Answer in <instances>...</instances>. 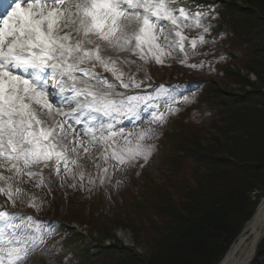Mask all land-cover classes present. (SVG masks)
<instances>
[{
  "label": "snow or ice",
  "instance_id": "snow-or-ice-1",
  "mask_svg": "<svg viewBox=\"0 0 264 264\" xmlns=\"http://www.w3.org/2000/svg\"><path fill=\"white\" fill-rule=\"evenodd\" d=\"M190 3L194 0H14L10 11L0 13V194L13 207L23 190L12 182L39 178L37 187L51 188L43 168L53 165L57 176L61 166L66 176H78L83 188L85 173L74 175V168L82 169L84 157L93 160L98 145L103 166L94 161L98 171L88 176L90 185L110 181L115 171L141 158L147 162L155 148L148 141L158 135L153 126L179 111L178 94L163 83L145 85L148 75L144 80L127 75L105 53L131 51L145 64H163L179 51L180 63L202 66L189 64L188 57L200 55L198 44L210 43L206 18L213 9L199 5L193 12ZM186 29L199 31L189 37ZM97 66L114 80L97 73ZM117 81L126 90L151 91H117ZM181 102L191 100L185 95ZM124 119L133 130L120 126ZM139 121L148 126L137 128ZM77 125L83 136L74 131ZM28 206L39 210L35 197ZM53 231L30 214L0 205V264H32L29 257Z\"/></svg>",
  "mask_w": 264,
  "mask_h": 264
},
{
  "label": "trees",
  "instance_id": "trees-1",
  "mask_svg": "<svg viewBox=\"0 0 264 264\" xmlns=\"http://www.w3.org/2000/svg\"><path fill=\"white\" fill-rule=\"evenodd\" d=\"M199 5L204 9L212 6V14L206 18L212 30L232 39L231 47H243L241 56L229 54L233 64H224L217 73L236 88L222 90L207 79L180 81L171 77L154 82L155 86L164 83L176 88L181 94L196 92V108L191 102L185 110L204 111L211 118L210 124L205 129L193 122L188 129L176 122L172 132L163 134L169 137V142L158 143L157 149L163 152L160 165L166 169V179L162 185L147 183V194L142 195V200L133 197L132 202L126 204L129 211L124 217L107 223L100 216H94L98 209L93 207L88 220L80 207L79 214L71 211L77 216L66 215L61 219L63 223L77 221L88 223L91 228L96 226V231L102 235L101 242L110 237L104 227L128 228L135 244H144L142 254L134 248L104 246L103 243L78 248L80 264H215L251 217L262 196L264 0H194L189 6L195 12ZM234 64L240 67L234 70ZM251 73L255 80H250ZM186 170L190 172L187 177L183 175ZM254 191L256 196L252 200ZM27 194L37 199L32 192ZM91 200L95 205L100 202L99 198L96 202ZM59 226L66 231L69 229L62 224ZM63 258L68 260L69 256ZM249 264H264V237Z\"/></svg>",
  "mask_w": 264,
  "mask_h": 264
},
{
  "label": "rangeland",
  "instance_id": "rangeland-1",
  "mask_svg": "<svg viewBox=\"0 0 264 264\" xmlns=\"http://www.w3.org/2000/svg\"><path fill=\"white\" fill-rule=\"evenodd\" d=\"M238 3L242 4L241 2ZM222 22L223 24H225V19ZM185 31L189 35V37H193L197 35V32L199 30L186 29ZM220 33L221 32L214 31L212 29L208 33H205V39L210 41V43L197 45L196 51L199 52L200 55H189V64H200L201 61L203 62L202 66L196 68L188 67L187 65L180 63V60L183 58V53H180L179 51L175 52L171 57H166L163 64H157L154 60H150L147 64H145L142 60H140L138 55L132 53L131 51L116 52L108 49L106 50L105 54L110 55L114 59H116L118 66L123 70L124 73H126L127 75L134 74L138 80H144L145 75L152 76L158 82L171 77V79L173 80L207 79L210 80V82L212 81L214 85L222 90H233L236 88V86L233 84H227L224 77H221V74L217 75V73L221 71L224 64H233V59L229 56V54H233L234 56H241L243 47L239 48L238 45H233V47H231L229 44L231 43L232 39L228 38L226 34ZM161 43H163L162 39ZM225 48H227L229 51L227 52ZM229 57L231 59H228ZM124 60L134 61V63H124ZM138 65L142 66L140 71H137ZM234 65H232V68L234 67V70H237L240 67L238 64ZM241 72H243V70H241ZM97 73L101 74V76L103 77H107L110 81H112L111 74L108 72H104L103 69ZM249 78L250 80L256 79V77L252 73L249 74ZM144 83L145 85L151 84L150 80H145ZM116 84L117 91H127L119 86L118 81L116 82ZM164 86L178 94V102L175 107L179 108V111L175 112L174 114H170L164 124L154 125L153 127L156 128L158 135L148 142L153 143L154 141V144L169 142V137H165L163 134L166 135L167 133L172 132L173 128L175 127L174 123L176 124V122H181L188 129L189 124L193 122L195 124L198 123L200 126H203L205 127V129H207L211 120L209 115L207 113H204V111L202 113L199 110L194 111L192 109L190 111H187L185 109L189 104L181 102L182 97L187 95L190 98L191 102H194L193 105L194 108H196L195 99L197 93L191 92L189 94L182 95L168 85L164 84ZM146 89L151 91L150 88ZM193 105L191 107H193ZM63 110L67 111L68 109L64 108ZM161 111H164L163 107H161ZM147 119L148 116H145L144 121H146ZM144 121L137 122L136 127H147L148 125ZM49 123H51V121H49ZM120 126H123L125 128V131L133 130V126L128 119H124ZM80 129L81 126H74V131L80 133L81 136H83L82 132H80ZM166 146H168V144ZM101 150L102 146L98 145L93 149V160H89L87 159V157H84L80 160L81 165H83L82 169L74 168V175L76 172H79L81 170L85 173L83 188H81L80 186L81 181L79 180V177L76 176V178L73 179V177L66 176L63 172L62 166L60 175L57 176L54 165L47 168H43V166L41 165L34 168V170L39 171L40 168H43V176L45 180H47L51 184V188H49L47 184H41L39 187H37L36 185L39 178L35 180H29L27 177H24L23 180H14L12 182L13 188L20 187L23 190L22 194L19 195L21 197H14L15 207H13L12 202L9 201L5 195L0 194V205H3V207L7 208L10 211L20 213V211L17 209L18 202H22L24 198L25 203H27L32 198L30 196L26 197V195H28L27 193H34L37 198L35 199V203L37 204L38 200L39 209L40 211H42V213H44L37 214V220L42 221L47 228L54 229L51 235L45 236L44 244L40 246L37 251L31 254V256L29 257L31 261H35L38 264H80L82 261L79 252H77L78 248L87 249L88 245L90 248H92L96 245L99 246V243H103L104 246L134 248V251L140 254L144 253V244L142 242L139 244H135L133 233L128 228L117 226L114 228H110L111 225H106L109 228H104L108 229L107 235L109 233L110 237H105L101 242L100 237H102V235H100V232L96 231V226L95 228H91L88 223L79 224L77 221H70L68 223L64 221L65 223L61 224H63L64 228L66 229L68 228L67 226H70L68 231H66L65 229H61L60 227H54V218L58 222L61 221V219H64L66 215L77 216L76 212L71 211H77L79 214L80 207H83L82 214L85 216V219L89 218L90 209H93V207L98 209L97 213L96 210L94 211V216H100L99 218L102 220H107V223L108 220H113L116 217H124V215L129 211L126 204H130L133 197H135V199L137 200H142V195L147 194L146 188L148 184L155 183L158 185H162L166 179V169L163 165H160L161 159L163 157V152H161L159 149L158 151H152L147 162H145L141 158L134 164V166L124 167L122 170L115 171L110 181H106L101 185L99 183V180L97 179L95 186L90 185L88 183V176L91 175L95 177L98 171L94 161L100 163L101 166H103V160L100 159L98 155ZM110 163L114 164V162ZM141 165L143 166L141 167ZM109 171L111 172L112 169L110 168ZM5 174L7 175L8 173ZM183 175H185L186 177L189 176V170H186ZM118 180L120 181L119 184H117ZM2 183L3 182H0V184ZM73 183H75L76 185L74 188L70 187V185H72ZM255 194L256 191L251 194L252 200H255ZM92 198L95 202L96 199L99 198V204L95 205L93 200H91ZM176 198H178L177 195ZM80 204L84 205L80 206ZM50 219L53 223V225L51 226L47 225L51 222ZM80 220L82 221L83 218L81 217ZM76 238L81 239L78 240ZM67 243H71V245H67ZM62 256H69V258L67 260L61 258Z\"/></svg>",
  "mask_w": 264,
  "mask_h": 264
},
{
  "label": "bare ground",
  "instance_id": "bare-ground-1",
  "mask_svg": "<svg viewBox=\"0 0 264 264\" xmlns=\"http://www.w3.org/2000/svg\"><path fill=\"white\" fill-rule=\"evenodd\" d=\"M264 197V192L260 199ZM259 199V200H260ZM252 219L246 221L237 236L216 264H249L254 258L257 246L264 237V200ZM32 264H38L32 261Z\"/></svg>",
  "mask_w": 264,
  "mask_h": 264
},
{
  "label": "water",
  "instance_id": "water-1",
  "mask_svg": "<svg viewBox=\"0 0 264 264\" xmlns=\"http://www.w3.org/2000/svg\"><path fill=\"white\" fill-rule=\"evenodd\" d=\"M263 200H264V197H262V198L259 200L257 206L255 207V210H254L252 216L250 217V219H249L248 221H250V220L252 219V217H253L255 211L257 210V208H258L259 206H261L260 204L263 202Z\"/></svg>",
  "mask_w": 264,
  "mask_h": 264
}]
</instances>
